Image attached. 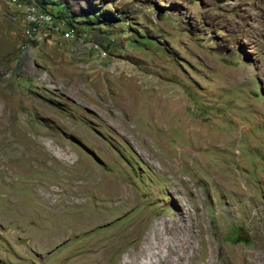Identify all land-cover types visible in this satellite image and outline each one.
I'll use <instances>...</instances> for the list:
<instances>
[{"label": "rangeland", "instance_id": "rangeland-1", "mask_svg": "<svg viewBox=\"0 0 264 264\" xmlns=\"http://www.w3.org/2000/svg\"><path fill=\"white\" fill-rule=\"evenodd\" d=\"M161 221L167 264H264V0H0V264H121Z\"/></svg>", "mask_w": 264, "mask_h": 264}, {"label": "bare ground", "instance_id": "bare-ground-1", "mask_svg": "<svg viewBox=\"0 0 264 264\" xmlns=\"http://www.w3.org/2000/svg\"><path fill=\"white\" fill-rule=\"evenodd\" d=\"M19 2V0H17ZM27 3V7L29 9L30 12V16H28V29L26 34L28 35V37H32V35L34 34V31L40 30L41 28H43V31H60V28L62 25L58 24V22L55 20L53 13L49 12V11H43V12H37L36 6L33 3L30 2H23V5ZM22 6V5H21ZM54 19V22H53ZM40 21L43 23H40ZM32 40V39H29ZM104 108V107H103ZM105 109V108H104ZM106 110V109H105ZM121 124H123V122H121ZM123 126V125H122ZM125 126V125H124ZM3 129L5 127H2ZM127 128V127H126ZM45 189V188H43ZM115 189V188H114ZM121 189V188H120ZM119 189V190H120ZM113 190V189H112ZM116 190V189H115ZM42 191V190H41ZM55 191V190H54ZM59 191H63V189H60ZM56 191V192H59ZM37 192V191H36ZM44 190L42 191L43 194ZM128 193V191H127ZM37 194V193H36ZM46 195V194H45ZM128 195V194H127ZM62 197V196H61ZM59 198V196L55 195L54 197V202L57 201V199ZM177 198V197H176ZM130 200V199H129ZM61 200H58L57 204L60 203ZM71 201H66V203H73L77 205V202L75 200ZM175 202V201H174ZM64 204V203H63ZM80 217V216H79ZM81 220L82 217H81ZM76 221V220H75ZM74 221V222H75ZM79 221V219H78ZM72 222V221H71ZM70 222V223H71ZM81 222V221H80ZM73 223V222H72ZM71 223V224H72ZM70 224V226H71ZM82 224V223H80ZM84 224V223H83ZM161 224H163V222L161 221L160 223H156L154 224L150 230H148L144 236L138 241L136 242L125 254V257L123 259V261L121 262V264H167L165 261L169 260V254H167V252H173L177 251L174 247L173 244L169 243V237L164 236V234L166 233H171L172 236H175L177 238L178 233L182 230L179 229L180 225H177L175 227V231L174 228L172 226H170V228L172 229L173 232H171V229H168L164 232H162L161 228ZM176 224V223H175ZM76 225V224H75ZM132 225V224H131ZM73 226V225H72ZM182 226V225H181ZM184 229V227H183ZM142 231V230H141ZM185 231V230H183ZM131 232V231H129ZM191 232L192 231H188V233H190L191 236ZM141 233V232H139ZM114 234V233H113ZM185 234V233H184ZM117 235V234H116ZM134 235V234H133ZM122 236V235H120ZM118 237V235H117ZM123 237V236H122ZM174 237V238H175ZM137 238V237H136ZM116 240V239H115ZM98 241V239H97ZM179 241V240H178ZM94 242V241H93ZM163 243V245H162ZM177 243V242H176ZM99 244V243H98ZM97 244V245H98ZM108 244V243H107ZM179 244V243H178ZM95 245V244H94ZM109 245V244H108ZM172 245V246H171ZM175 245V244H174ZM177 245V244H176ZM175 245V246H176ZM96 246V245H95ZM94 246V247H95ZM106 246V244L104 245V247ZM180 246H181V250L182 253L178 254V258L179 261L184 260V264H187L189 261H192L193 257H194V252H195V248L193 247V245L191 244L189 238L188 240H181L180 241ZM103 247V246H102ZM166 253H163L165 250ZM91 249V248H90ZM101 249V248H100ZM100 249H98L97 251L93 252L91 254V257L96 258L97 260H102L105 256H104V252H102ZM114 249V248H113ZM179 249V248H178ZM138 250V252L136 251ZM180 250V249H179ZM178 250V251H179ZM90 251V250H89ZM137 253L139 255H137ZM106 254V253H105ZM109 254V253H107ZM171 255V254H170ZM85 256V255H84ZM238 256V255H237ZM137 257L139 259L143 260H137ZM176 257V256H175ZM85 259V258H84ZM106 259V258H105ZM238 260V259H236ZM81 261V260H79ZM85 261V260H84ZM96 261V260H95ZM170 261V260H169ZM177 261V260H176ZM182 262V264H183ZM169 263V262H168ZM173 263V262H172ZM171 263V264H172ZM240 263V262H239ZM75 264V263H74Z\"/></svg>", "mask_w": 264, "mask_h": 264}, {"label": "trees", "instance_id": "trees-1", "mask_svg": "<svg viewBox=\"0 0 264 264\" xmlns=\"http://www.w3.org/2000/svg\"><path fill=\"white\" fill-rule=\"evenodd\" d=\"M35 2H37L38 3V1H40V0H34ZM40 4V3H39ZM42 8H45V7H42ZM46 9V8H45ZM54 16V15H53ZM59 16V15H58ZM60 18H63L64 16H59ZM68 23V25H70L71 26V23L68 21L67 22ZM58 24H60L61 25V23L59 22Z\"/></svg>", "mask_w": 264, "mask_h": 264}, {"label": "water", "instance_id": "water-1", "mask_svg": "<svg viewBox=\"0 0 264 264\" xmlns=\"http://www.w3.org/2000/svg\"><path fill=\"white\" fill-rule=\"evenodd\" d=\"M218 1H221V0H218Z\"/></svg>", "mask_w": 264, "mask_h": 264}]
</instances>
